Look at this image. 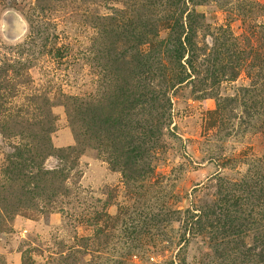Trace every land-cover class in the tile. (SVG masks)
I'll use <instances>...</instances> for the list:
<instances>
[{
	"label": "rangeland",
	"instance_id": "obj_1",
	"mask_svg": "<svg viewBox=\"0 0 264 264\" xmlns=\"http://www.w3.org/2000/svg\"><path fill=\"white\" fill-rule=\"evenodd\" d=\"M259 180L264 0H0V264H264Z\"/></svg>",
	"mask_w": 264,
	"mask_h": 264
},
{
	"label": "trees",
	"instance_id": "obj_2",
	"mask_svg": "<svg viewBox=\"0 0 264 264\" xmlns=\"http://www.w3.org/2000/svg\"><path fill=\"white\" fill-rule=\"evenodd\" d=\"M231 186V185H230ZM236 186V185H235ZM253 189H255L254 194L260 193L263 197H264V181L263 180H259L256 182L255 186H253ZM228 194L225 195V199L224 201H228L229 203L231 202L230 199H227ZM224 198V197H223ZM258 199V197H257ZM237 201L234 203V205L232 207L236 208L239 210V205L236 206L237 202H241L243 201V203L241 202L240 204H242L243 207L245 208H241L239 213H240V217L237 220L231 221L232 225L230 227L234 228V235L236 236H240V235H244L245 233L251 231L252 232V228L250 229V227H252V222L254 223L255 220V210L254 208L250 209L248 206H246V204L244 203V200L241 198L239 201L238 199H236ZM230 208V207H227ZM224 206L221 207V210H224ZM225 213H223L224 215ZM249 251H252L254 249L250 248L248 249ZM259 258L260 261L264 263V253L259 254Z\"/></svg>",
	"mask_w": 264,
	"mask_h": 264
}]
</instances>
